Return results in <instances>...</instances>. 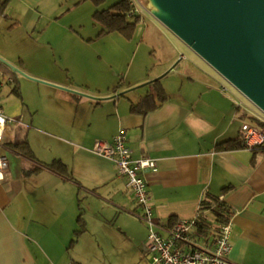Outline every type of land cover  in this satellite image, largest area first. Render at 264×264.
I'll return each mask as SVG.
<instances>
[{"label": "crops", "instance_id": "1", "mask_svg": "<svg viewBox=\"0 0 264 264\" xmlns=\"http://www.w3.org/2000/svg\"><path fill=\"white\" fill-rule=\"evenodd\" d=\"M59 4L8 0L0 13V78L13 79L3 86L0 101L5 114L17 119L0 143V156L8 159L0 173V264H141L147 252L152 259L149 231L127 179L113 160L93 151L97 140L110 141L120 129L134 156L157 160L147 181L163 226L193 218L201 201L218 198L232 221L230 258L236 264H264V148L217 147L226 140L242 142L243 124L254 123L249 109L239 107L196 61L185 64L184 55L167 67L176 62L169 73L177 71L181 81L172 91L162 82L165 97L144 104L145 114L131 109L154 94L131 89L141 80L99 94L63 84L68 89L61 94L40 90L28 99L34 80L11 65L31 72L24 48L34 33L54 44L50 29L66 17ZM60 28L63 35L75 34L68 23ZM33 55L35 62L45 60L39 50ZM23 140L26 152L14 147ZM54 160L68 172L49 167ZM80 216L86 229L73 243ZM217 217L216 211L205 212L207 232L199 234L198 228L196 242L216 238Z\"/></svg>", "mask_w": 264, "mask_h": 264}, {"label": "rangeland", "instance_id": "2", "mask_svg": "<svg viewBox=\"0 0 264 264\" xmlns=\"http://www.w3.org/2000/svg\"><path fill=\"white\" fill-rule=\"evenodd\" d=\"M118 1L107 0L96 6L90 0H60L59 13L65 12L66 17L53 25L54 29H50L51 34L54 32V44H48L46 36H39L38 33H34V39L26 40L27 46L24 49L28 56L27 67L32 74L24 73L34 80L32 94L25 93L28 99H34V94L40 90L54 94L65 92L68 88L63 84L86 91L87 94H99L104 88L111 87L112 90L121 85L119 89H127L131 82L141 80L137 84L141 86L137 92L141 93L152 90L153 80L159 77L161 84L164 82L172 91L182 76L177 71L166 73L172 65L167 67L176 56H179L177 62L184 55L185 64L196 61L207 74L219 80L223 87L226 86L227 90H224L235 100L243 102L251 116L258 114L264 118V112L259 107L204 61L139 0H132L133 8L136 2L140 9L137 13L140 21L130 38L116 32L105 33V27L94 14L98 10H107ZM131 19L135 20V17ZM63 23L74 27L75 34L63 35L60 28ZM37 50L45 60L35 62L32 59L33 52ZM144 259L141 264H152L148 252Z\"/></svg>", "mask_w": 264, "mask_h": 264}, {"label": "water", "instance_id": "3", "mask_svg": "<svg viewBox=\"0 0 264 264\" xmlns=\"http://www.w3.org/2000/svg\"><path fill=\"white\" fill-rule=\"evenodd\" d=\"M139 1L264 112V0Z\"/></svg>", "mask_w": 264, "mask_h": 264}, {"label": "built area", "instance_id": "4", "mask_svg": "<svg viewBox=\"0 0 264 264\" xmlns=\"http://www.w3.org/2000/svg\"><path fill=\"white\" fill-rule=\"evenodd\" d=\"M136 6L130 16L139 13ZM12 77L0 78V94L6 82ZM222 89L227 90V87ZM239 107L248 109L241 101L235 100ZM17 119L5 114L0 101V143L6 130L12 128ZM264 122V118L262 119ZM243 147L256 150L264 147V130L245 123L242 126ZM93 151L113 160L117 171L128 181L134 196L141 207L138 217L148 228L147 249L152 254V264H236L231 258L232 221L228 219L219 224L216 238L206 244L196 242L194 234L199 228L201 218L208 210L201 201L196 215L191 219L177 220L171 227L163 226L155 216L154 205L148 189L147 173L157 171V160L148 156L136 157L128 145L124 129H120L112 140H97ZM8 166L6 156H0V173ZM222 199V197L220 198ZM165 232V233H164Z\"/></svg>", "mask_w": 264, "mask_h": 264}, {"label": "trees", "instance_id": "5", "mask_svg": "<svg viewBox=\"0 0 264 264\" xmlns=\"http://www.w3.org/2000/svg\"><path fill=\"white\" fill-rule=\"evenodd\" d=\"M92 3H94L96 6H100L104 4L107 0H90ZM8 0H0V13H3L6 6H7ZM134 4L132 0H120L116 2L115 4H112L107 10L103 11H96L94 16L99 19V21L102 23V25L105 27V33L110 32H116L124 35L125 37L130 38L134 32V29L137 25V23L140 21V17L137 14H134L133 16H130V11L132 10ZM131 17H135V20H132ZM17 74V72L15 71ZM153 92L155 94V97L153 93H150V95H146L142 98V102L139 104H133L131 109L132 112L138 113V114H145L147 111H143L144 104H149L152 100V98L156 97H165V90L162 87V84L160 80H156L153 82ZM18 94H20V90L17 91ZM153 95V96H152ZM154 103V102H153ZM156 103V102H155ZM151 104V103H150ZM156 104L152 105L151 107L156 106ZM249 119H251L253 125L255 127H258L262 130H264V122L260 119H258L256 116H250ZM252 125V124H251ZM243 145V140L241 142L240 139H233V140H226L223 142H220L217 147L220 149H232L234 147H239ZM14 147L16 149H19L21 151H27L29 148L27 140L20 141L16 144H14ZM264 147L258 148L262 149ZM257 150V149H256ZM49 167L52 169L67 173V167L61 160H54L52 163L48 164ZM205 208L208 210H213L217 212L219 223L225 222L228 220V216L226 215V210L224 209V205L218 200V198H212L209 200L204 201ZM204 218V215L201 218V222L199 225L198 233H206L207 230L205 228V225L202 223ZM86 229V222L83 219L82 216L79 218V228L75 232V238L73 240V243L76 242L77 237L81 233H83Z\"/></svg>", "mask_w": 264, "mask_h": 264}, {"label": "flooded vegetation", "instance_id": "6", "mask_svg": "<svg viewBox=\"0 0 264 264\" xmlns=\"http://www.w3.org/2000/svg\"><path fill=\"white\" fill-rule=\"evenodd\" d=\"M149 91H153V90H149Z\"/></svg>", "mask_w": 264, "mask_h": 264}]
</instances>
